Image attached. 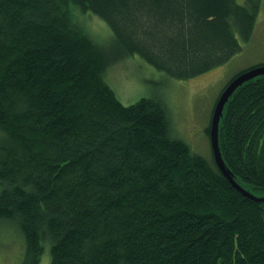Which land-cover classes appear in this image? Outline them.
<instances>
[{"label": "trees", "instance_id": "1", "mask_svg": "<svg viewBox=\"0 0 264 264\" xmlns=\"http://www.w3.org/2000/svg\"><path fill=\"white\" fill-rule=\"evenodd\" d=\"M261 3L0 0V220L23 238L20 264H39L45 244L50 264H264V201L175 137L164 100L124 105L103 77L133 54L177 79L225 65ZM85 13L109 26L108 45L75 21ZM218 141L263 194L264 75L230 96Z\"/></svg>", "mask_w": 264, "mask_h": 264}, {"label": "rangeland", "instance_id": "2", "mask_svg": "<svg viewBox=\"0 0 264 264\" xmlns=\"http://www.w3.org/2000/svg\"><path fill=\"white\" fill-rule=\"evenodd\" d=\"M237 2L243 4L245 0ZM78 16L75 21L78 20L93 41L108 45L112 34L101 18L91 13ZM241 45L242 52L227 64L189 79L170 77L137 54L124 56L111 64L103 77L124 105L142 97L164 100L170 111L175 137L188 143L194 153L213 162L209 130L220 93L239 71L264 64V0L252 38L241 41ZM23 254L24 241L18 229L12 223L0 220V264H20ZM39 264H50L48 244L44 245Z\"/></svg>", "mask_w": 264, "mask_h": 264}, {"label": "water", "instance_id": "3", "mask_svg": "<svg viewBox=\"0 0 264 264\" xmlns=\"http://www.w3.org/2000/svg\"><path fill=\"white\" fill-rule=\"evenodd\" d=\"M263 74H264V65L255 67L249 71L239 74L223 89V91L220 93L215 103L213 114L211 116V123L209 130L210 145L213 152V159L217 167L225 175V177L229 180V182L236 189H238L245 197L257 202L264 201V193L263 194L254 193L242 187L241 184L239 183L240 180L238 181L236 179V176L233 174V172L226 166L219 147L218 130L220 125V120L223 115L224 106L227 103L230 96L234 93V91L243 83L251 80L256 76Z\"/></svg>", "mask_w": 264, "mask_h": 264}]
</instances>
